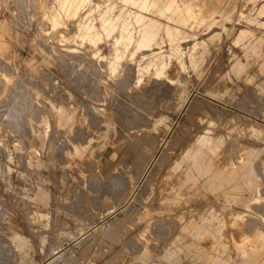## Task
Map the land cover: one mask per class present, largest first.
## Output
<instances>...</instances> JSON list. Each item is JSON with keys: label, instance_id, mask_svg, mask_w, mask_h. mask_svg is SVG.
Listing matches in <instances>:
<instances>
[{"label": "rangeland", "instance_id": "374dc122", "mask_svg": "<svg viewBox=\"0 0 264 264\" xmlns=\"http://www.w3.org/2000/svg\"><path fill=\"white\" fill-rule=\"evenodd\" d=\"M259 232L264 0H0V264H257Z\"/></svg>", "mask_w": 264, "mask_h": 264}, {"label": "bare ground", "instance_id": "6f19581e", "mask_svg": "<svg viewBox=\"0 0 264 264\" xmlns=\"http://www.w3.org/2000/svg\"><path fill=\"white\" fill-rule=\"evenodd\" d=\"M22 4H23V3H22ZM81 6H82V5H81ZM43 20H44V19H43ZM42 25H43V24H42ZM40 28H41V27H40ZM43 28H44V27H43ZM70 31H71V30H70ZM61 32H62V31H61ZM63 32H64V31H63ZM63 32H62V33H63ZM67 34H68V33H67ZM93 35H94V34H93ZM58 36H59V35H58ZM117 40H118V39H117ZM53 43H54V42H53ZM131 49H132V48H131ZM124 51H125V50H124ZM105 53H106V52H105ZM127 63H128V62H127ZM108 69H109V68H108ZM130 74H131V73H130ZM17 91H19V90H17ZM26 96H27V95H26ZM16 97H17V96H16ZM27 101H28V100H27ZM4 102H5V101H4ZM14 103H15V100H14ZM59 104H60V103H59ZM20 106H21V105H20ZM14 108H15V107H14ZM16 108H17V107H16ZM17 113H18V112H17ZM18 114H19V113H18ZM12 116H13V115H12ZM19 120H20V119H19ZM5 121H6V120H5ZM22 121H23V120H22ZM9 123H10V122H9ZM35 129H36V128H35ZM257 233H258V232H257ZM259 233L263 236V233H264V232H259ZM256 235H257V234H256ZM262 236H261V239L264 240V238H263ZM252 237H254V236H252ZM255 237H256V236H255ZM258 237H260V236H258ZM258 237H257V239H258ZM249 238H251V237H249L248 235L245 236V240H248ZM253 239H254V238H253ZM257 239H256V240H257ZM261 239H260V240H261ZM245 240H244V241H245ZM256 240H255V242H253V243H256ZM251 241H252V240H251ZM237 242H238V241H237ZM242 242H243V241H242ZM245 242H246V241H245ZM261 242H263V241H261ZM246 243H247V242H246ZM250 244H251V243H250ZM259 244H260V243H259ZM244 245H245V244H244ZM260 247H261V246H260ZM262 247H263V246H262ZM250 248H251V246H250Z\"/></svg>", "mask_w": 264, "mask_h": 264}, {"label": "crops", "instance_id": "0c3cea01", "mask_svg": "<svg viewBox=\"0 0 264 264\" xmlns=\"http://www.w3.org/2000/svg\"><path fill=\"white\" fill-rule=\"evenodd\" d=\"M257 264H264V255L261 257Z\"/></svg>", "mask_w": 264, "mask_h": 264}]
</instances>
